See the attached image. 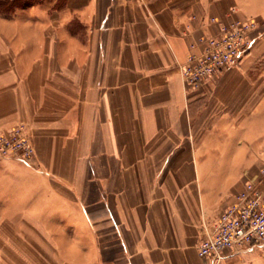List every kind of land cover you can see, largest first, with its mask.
<instances>
[{"label":"crops","instance_id":"0c3cea01","mask_svg":"<svg viewBox=\"0 0 264 264\" xmlns=\"http://www.w3.org/2000/svg\"><path fill=\"white\" fill-rule=\"evenodd\" d=\"M236 18L258 20L250 50L188 89ZM18 123L35 154L0 158V264H209L200 240L264 165V0L0 10V133Z\"/></svg>","mask_w":264,"mask_h":264},{"label":"built area","instance_id":"2783aa9c","mask_svg":"<svg viewBox=\"0 0 264 264\" xmlns=\"http://www.w3.org/2000/svg\"><path fill=\"white\" fill-rule=\"evenodd\" d=\"M258 26L256 18H236L222 22L217 34L202 39L200 49L190 52L182 66L188 89H199L225 67L237 63L252 47V32ZM34 154L35 146L24 123L0 133V158L16 156L29 160ZM256 247L264 248V165L244 181L233 202L222 209L213 229L200 240L198 252L209 264H220Z\"/></svg>","mask_w":264,"mask_h":264},{"label":"rangeland","instance_id":"374dc122","mask_svg":"<svg viewBox=\"0 0 264 264\" xmlns=\"http://www.w3.org/2000/svg\"><path fill=\"white\" fill-rule=\"evenodd\" d=\"M4 3H6V1H4ZM0 10L5 12L11 11L4 6H0ZM263 253H264V248L256 247L254 249H249L247 251H243L241 253L235 254L231 258L233 263L235 264H247L250 261H253L255 258L262 257Z\"/></svg>","mask_w":264,"mask_h":264},{"label":"trees","instance_id":"16d2710c","mask_svg":"<svg viewBox=\"0 0 264 264\" xmlns=\"http://www.w3.org/2000/svg\"><path fill=\"white\" fill-rule=\"evenodd\" d=\"M4 1H6V3H4ZM22 4H24V0H0V6H4L9 10H13L15 6Z\"/></svg>","mask_w":264,"mask_h":264}]
</instances>
